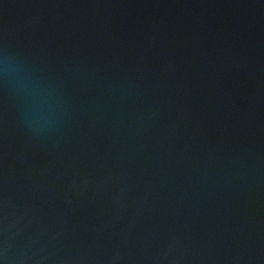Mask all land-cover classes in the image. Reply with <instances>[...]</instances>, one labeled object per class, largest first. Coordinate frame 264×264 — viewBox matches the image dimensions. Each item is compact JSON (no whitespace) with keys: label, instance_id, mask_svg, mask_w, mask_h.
Here are the masks:
<instances>
[{"label":"water","instance_id":"obj_1","mask_svg":"<svg viewBox=\"0 0 264 264\" xmlns=\"http://www.w3.org/2000/svg\"><path fill=\"white\" fill-rule=\"evenodd\" d=\"M0 264H264V0H0Z\"/></svg>","mask_w":264,"mask_h":264}]
</instances>
